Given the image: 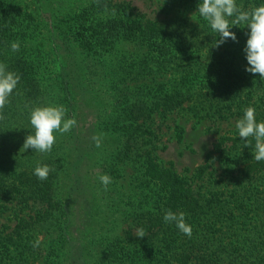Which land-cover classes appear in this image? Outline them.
<instances>
[{
  "label": "trees",
  "instance_id": "obj_1",
  "mask_svg": "<svg viewBox=\"0 0 264 264\" xmlns=\"http://www.w3.org/2000/svg\"><path fill=\"white\" fill-rule=\"evenodd\" d=\"M24 1L0 0V63L21 77L0 121V217L12 222L1 225L0 264H264V160L253 158L254 138L220 135L191 176L157 156V120L172 113L238 120L252 106L264 121V78L245 70L250 29L233 26L237 41L215 47L200 0H168L181 10L167 21L130 0L64 10L33 0L37 12ZM48 105H64L77 125L54 133L48 153L24 151L31 110ZM173 130L181 141L183 127ZM37 163L55 170L41 181ZM103 174L113 178L107 190ZM168 210L186 214L191 237L164 221Z\"/></svg>",
  "mask_w": 264,
  "mask_h": 264
},
{
  "label": "clouds",
  "instance_id": "obj_2",
  "mask_svg": "<svg viewBox=\"0 0 264 264\" xmlns=\"http://www.w3.org/2000/svg\"><path fill=\"white\" fill-rule=\"evenodd\" d=\"M196 12L209 23L214 33L219 34L215 47H219L228 39L237 41L235 32L230 30L233 26H247L250 32L244 48L248 62L245 70L252 74H259V77L264 78V4L245 10L237 4V0H200ZM19 47V42L11 44L13 52L18 51ZM20 79L18 73L9 71L6 64L0 63V121L5 119L2 110L9 103V97ZM67 111L68 109L64 105L37 106L32 109L30 123L35 131L34 134L26 136L21 148L24 151L31 148L39 153L50 152L56 142L54 133L70 132L77 125L75 114L71 118H67ZM235 128L238 130L240 139L248 141L249 137L254 138L253 158L257 162L264 160V121H257L255 107L249 106L244 110L243 117L235 122ZM103 135V133H98L92 136L96 147L101 146ZM245 146L250 147L251 142L249 141ZM54 170L47 164L37 163L34 175L44 181ZM112 179L108 174L99 176L105 190L112 183ZM163 219L166 223H175V226L183 234L191 237L192 228L190 224L186 223V214L183 211L177 213L168 210ZM135 235L143 238L146 236V232L143 228H138ZM39 244L40 240L37 238L33 247H39Z\"/></svg>",
  "mask_w": 264,
  "mask_h": 264
},
{
  "label": "rangeland",
  "instance_id": "obj_3",
  "mask_svg": "<svg viewBox=\"0 0 264 264\" xmlns=\"http://www.w3.org/2000/svg\"><path fill=\"white\" fill-rule=\"evenodd\" d=\"M24 1V0H23ZM60 6H64L66 2L72 5H81L82 0H58ZM140 11L146 14L147 17L167 21L180 15L181 10L175 6H172L168 0H130ZM28 3L32 12H37L33 0H25ZM43 4L45 8H56L50 1ZM64 10V8L62 7ZM47 10H51L47 9ZM159 121V144L165 146L163 149L157 150V156L161 163L166 164L168 161L174 163L177 171L184 176H191L195 169L203 163L204 157L209 153L214 143L217 141L220 135L231 134L237 129L235 128L236 117L232 116L228 119H218L214 122L209 120H201L196 122L195 119L188 115H182L181 113H172L162 122ZM178 123L183 127V137L181 141H177L175 132L173 130L174 124ZM218 163H214L216 166ZM8 214H4L7 216ZM3 223L11 224L4 217H0V229ZM32 264H44V259L39 258L32 262Z\"/></svg>",
  "mask_w": 264,
  "mask_h": 264
}]
</instances>
